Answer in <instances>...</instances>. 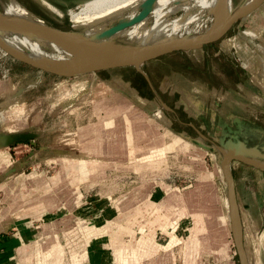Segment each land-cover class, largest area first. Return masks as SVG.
I'll return each instance as SVG.
<instances>
[{
	"label": "rangeland",
	"instance_id": "374dc122",
	"mask_svg": "<svg viewBox=\"0 0 264 264\" xmlns=\"http://www.w3.org/2000/svg\"><path fill=\"white\" fill-rule=\"evenodd\" d=\"M7 1L0 0L1 12L4 11ZM16 1L27 7L30 12L43 19L47 24L60 29L71 30L73 28L69 20V11L77 10L80 4L88 0H43L53 9L42 4V0ZM244 1L232 0L233 9H236L239 5L241 6ZM252 1L250 0L248 4ZM263 12L264 9L262 8L254 11L252 15L247 14L241 17L218 41L200 48L164 55L149 61L141 67L145 71H150L155 81L161 84L163 103L168 109L161 104L151 103V105L146 104L144 110H140L136 105L130 110H126V105H124L122 106L124 109L120 108L122 112L118 113L128 114V112H131L137 117L144 116L146 119L144 126L146 128L144 127L145 131L142 134L145 135V132L149 136H153L151 132L156 134L155 140L151 136L150 139H152L151 143L154 142L155 147L159 148H136L132 152L131 160H128V156H125L124 160L111 156L110 159L105 160L107 162H91V168L90 162H87L84 166V173L80 170L67 169L64 171L61 169L58 162L60 160L56 157L57 148L54 145V138L65 133H74L75 135L78 132L77 130L80 128L83 130L94 124V122H96V126H103L102 124L106 121L105 111H100V115H92L90 118L87 116L90 109H92V93L104 81L103 76L107 73L99 74L97 72L95 74L60 76L20 62L0 49L3 54H6L3 55L0 51V110H2L0 112V126L11 127L13 131L22 133L31 131L30 129L36 130L34 139L14 140L6 144L1 150V152L6 153L10 162L18 164L20 169L19 183L16 188H13L11 181L0 188V212L4 210L0 213V224L11 218L9 209L18 210V220L29 224L34 223L35 225L43 224L46 221L45 218L25 215L28 214L25 213L26 206L34 205L39 209L41 204L48 200L50 205L55 204L54 211L56 212L64 205L74 203V197L78 193L87 199L89 196L96 195L98 199L101 198L98 200L101 205L107 203L104 202L105 200H109L108 203L116 210H123L129 204H137L138 201H125L124 198L128 194L143 196L154 188H162L164 192H168V196L174 194L182 199L185 197L192 198L195 212L208 206L207 198L211 203L210 208L217 206L215 198L221 193L222 184L226 183L220 165L222 153L218 149V147H224L222 144L219 145L213 142L211 138H209V142L205 143L201 136H195L190 126L188 130H191H186L189 135L186 136L189 137L188 139L176 136L169 126V119L172 114L169 103L175 104L172 108L180 117L181 115L184 118L189 117L190 120L195 118L196 122H200V119L209 120L210 117L216 116L219 112L226 118L230 115L237 116V124L241 126L254 123L260 128L261 126L264 127V104L258 103L260 101L256 100L254 93L250 92L245 86L237 84L236 80L238 69H241L239 64L240 66H246L245 61H242L239 57L243 46L238 38L241 33H244L243 31L250 29L251 25H255L257 18L264 15ZM181 13L182 11H179L177 15ZM208 24H210L209 19L205 21L204 25ZM73 30L79 32L82 28L77 27ZM223 41L227 45L225 52L218 51L223 46ZM113 42L128 44L127 40L118 38L114 39ZM245 50L249 52V46ZM211 65L227 73L229 78L225 80L223 86L225 92H218L211 88V85L216 87L221 81L212 73ZM206 66L209 68L206 69ZM127 71V69H119L115 72L127 74L129 72ZM190 76L192 78H204L209 83L210 88H202L194 83L193 92H189V90L183 92L181 86L186 85L190 88L193 86L190 84V79H192ZM246 80L248 79L246 78ZM18 89H22L24 92L19 96H15L14 93ZM177 90L182 92L180 98H177L179 96ZM166 100L168 103L165 102ZM19 106L21 111H17ZM176 106L177 110H175ZM181 107L186 112H182ZM158 113L161 115L162 120L158 118ZM35 114H38L40 119L43 120L42 125L37 128L32 127L25 120V118ZM140 123H142L141 120ZM85 131L88 132L89 129L87 128ZM208 133H211L210 129H208ZM168 143L174 148L168 149ZM249 143H256V139L250 137ZM123 144L127 145L126 140L122 142ZM153 145L150 144L147 147ZM185 145H188V148H185ZM205 145L209 147L205 148ZM100 155L105 154L100 153ZM251 157L264 163V157ZM238 162L240 161L231 160L230 165L231 174L239 176L237 180L239 186L243 188L244 185L248 186L250 180L253 190L258 189L262 194L264 185L261 179L264 176V171L247 163ZM245 168H248V173L243 171ZM67 172L69 175H66ZM246 174L248 179L245 178ZM42 183L46 185L43 186ZM42 186L43 188L48 187L49 191L43 193ZM14 189L17 194L16 196L12 194L14 200L10 201V191L13 193ZM25 197L28 198V201L25 200ZM81 203V206L84 207L85 200L82 199ZM168 203V201H165L164 205ZM180 203H178V215H176L179 222H177L178 225L173 231L180 239L175 249V263L182 261L185 248L184 241L187 237L186 232L180 230L181 227L186 225L187 221L184 220L186 217H184V211H181ZM262 203L261 208H264V201ZM167 209L164 208L163 210ZM167 213L169 214V212ZM158 218L163 221V217H156L155 219L159 221ZM161 221L160 223H162ZM166 230L171 232L172 228L168 227ZM76 231L74 232L75 237L79 235ZM160 231L162 235L159 233L156 239L161 237L159 242L165 244L170 237L161 228ZM136 237H138V234ZM136 239L135 237L132 239V246L135 244ZM60 242L62 245L66 243L61 238ZM229 243L231 254L234 256L232 262L233 264H239L231 237ZM38 247L37 245L36 250H38ZM62 256L64 260L67 259L65 258L66 254H62Z\"/></svg>",
	"mask_w": 264,
	"mask_h": 264
},
{
	"label": "crops",
	"instance_id": "0c3cea01",
	"mask_svg": "<svg viewBox=\"0 0 264 264\" xmlns=\"http://www.w3.org/2000/svg\"><path fill=\"white\" fill-rule=\"evenodd\" d=\"M262 8L264 9V1L249 15ZM243 32L238 38L243 46L239 57L245 61L246 66L239 64L241 69L237 70V84L245 86L254 93L256 100L260 101L258 103L264 104V15L257 18L255 25H251L250 29ZM226 46V42L223 41V48L220 47L221 50L218 51L225 52ZM248 46L249 52L245 50ZM208 68L206 66V69ZM119 69H127L129 72L127 71V74L116 73L115 71ZM211 71L221 79L220 84L216 87L211 85V88L218 92H225L223 86L225 80L229 78L227 73L214 65H211ZM103 72L107 74L103 76L104 81L92 93V109L87 116L90 118L92 115L97 116L100 111H105L106 121L102 124L103 126H96L94 122L83 130L82 128L77 130L75 135L65 133L54 138V145L57 148L56 157L60 160L58 162L64 171L71 169L84 173V166L87 162H90L91 168V162H107L105 160L110 159L111 156H116L119 160H124L125 156H128V160H131L132 152L136 148H159L155 147L154 142V145L151 143V135H147L146 132L145 135L142 134L146 128L144 116L137 117L131 112L128 114L118 112H122L124 105H126V110H130L134 105L140 110H144L146 104L162 105L164 101L161 84L155 81L150 71H145V69L139 71L131 66L102 70L98 73ZM194 83L202 88L209 87V83L204 78L195 77L190 79V84L193 85L191 88L183 85L181 90L193 92ZM18 90L14 93L15 96L24 92L19 93ZM181 90H177L179 93L177 98H180ZM165 102L168 103L167 100ZM251 103L253 104L252 101ZM169 105L172 112L169 126L176 136L188 139L189 137L186 136L189 135L186 132L191 130H188L190 127L195 136H201L205 143L211 138L213 142L221 145L236 136L244 141L247 147L257 148L264 154L263 126L260 128L254 123L249 125L244 123L246 126H241L237 124V116L230 115L226 118L219 112L209 120L200 119V122H196L195 118L190 120L189 117L184 118L182 115L180 117L172 108L175 104L169 103ZM175 108L177 110V106ZM181 109L182 112H186L183 107ZM17 111H21L20 106ZM158 118L162 120L159 113ZM25 120L34 128L41 126L43 122L38 114L25 118ZM87 128L88 132L85 131ZM208 129L211 133H208ZM30 130L22 133L13 131L11 127L0 126V188L10 181L13 188H16L19 183L20 169L18 164L9 161L6 153L1 152L2 148L9 142L20 140L19 137L28 136L27 140L34 139L36 130ZM151 134L155 140L156 134L152 132ZM250 137L255 138L256 143L250 144ZM125 140L126 146L122 145ZM149 143L153 146L147 147ZM167 148L172 149L174 146L168 143ZM185 148H188V145H185ZM113 149L115 150L112 151ZM100 153L105 155H100ZM243 171L248 173V168ZM66 175H69L68 172ZM232 176L247 263L264 264V208H261L264 191L262 194L258 189L254 191L250 180L248 186L244 185L243 188L237 182L239 176L237 174ZM245 178L248 179L247 174ZM261 181L264 185V176ZM222 185L221 193L215 198L217 206L210 208L211 203L207 198L208 206L197 212L194 210L192 198L182 199L174 194L168 196V192H164L162 188H154L143 196L128 194L124 198L125 201L138 202L136 205L129 204L123 210H116L108 203L109 200H105L104 202L107 203L101 205L98 202L101 198L98 199L96 195L89 196L87 199L79 193L74 197V203H68L56 212L54 211L55 204L50 205L48 200L42 203L39 209L34 205L26 206L25 213L28 214L25 215L41 216L46 219L43 224L39 225L18 220V210L9 209L11 218L0 224V264H233L234 256L231 254L229 243L232 236L227 186L226 183ZM43 186V193L48 192L49 188H43ZM12 194L16 196L15 189L13 193L10 191V201L14 200ZM27 199L25 197L26 201ZM82 199L85 200L84 207L81 206ZM42 200L44 201V198ZM165 201L169 203L164 205ZM179 202H181V211H184V217H186L184 220H187L186 225L180 230L186 232L187 237L184 241L182 261L175 263V249L180 239L173 231L179 222L176 216ZM164 208L168 209L163 210ZM156 217H163V221L160 218L157 221ZM168 227L172 228L171 232H167ZM160 228L170 237L165 244L159 242L161 237L156 239L158 234H161ZM75 230L79 234L77 237L74 236ZM137 234L138 237H136ZM134 237L137 239L132 246L131 242ZM60 238L66 241L64 245L60 242ZM37 245L38 250H36ZM62 254H66L67 259L64 260Z\"/></svg>",
	"mask_w": 264,
	"mask_h": 264
},
{
	"label": "bare ground",
	"instance_id": "6f19581e",
	"mask_svg": "<svg viewBox=\"0 0 264 264\" xmlns=\"http://www.w3.org/2000/svg\"><path fill=\"white\" fill-rule=\"evenodd\" d=\"M249 1L245 0L241 6H247ZM41 3L53 9L43 0ZM77 8L69 11V20L73 29L82 28L81 31L75 32L84 38L105 44H111L118 38L145 45L179 34L208 32L216 28L231 13L233 2L232 0H88ZM4 11L15 20L42 23L40 17L16 0H8ZM179 11L182 13L177 15ZM208 19L210 24L204 25ZM2 39L3 44L10 51L65 76L76 73L89 62V59L91 60L79 50L37 37L8 33Z\"/></svg>",
	"mask_w": 264,
	"mask_h": 264
},
{
	"label": "water",
	"instance_id": "95a60500",
	"mask_svg": "<svg viewBox=\"0 0 264 264\" xmlns=\"http://www.w3.org/2000/svg\"><path fill=\"white\" fill-rule=\"evenodd\" d=\"M263 1L264 0H253L247 6L239 5L236 9H233L231 13L216 26V28L208 32L196 34L189 33L185 35L179 34L163 41L145 45H139L132 42H128V44L114 42L111 44H105L103 42H94L84 38L73 29H60L47 24L43 19L41 24L27 23L15 20L9 17L6 12L0 11V49L4 50L14 59L32 67L41 69L45 72L65 76V74L56 73L52 69L36 64L29 59L10 51L2 42V37L8 33L20 36L37 37L53 43L67 45L79 50L84 55L91 58V60L89 59V62L84 64L80 70L70 76L97 73L102 70L127 66L134 67L141 71V66L148 61L170 53L200 48L206 44L218 41L226 34L228 29L238 21V19L251 13ZM22 91V89L18 90L19 93ZM162 106L168 109L164 103H162ZM19 139L26 140L28 139V136L19 137ZM222 146L224 148L218 147V149L222 153L220 165L227 186L230 232L239 264H248L243 247L241 225L230 162L231 160H237L264 171V163L251 157L254 156L260 158L264 157V154L257 150V148L247 147L245 142L239 140L236 136L233 137V139H228L225 144H222Z\"/></svg>",
	"mask_w": 264,
	"mask_h": 264
},
{
	"label": "built area",
	"instance_id": "2783aa9c",
	"mask_svg": "<svg viewBox=\"0 0 264 264\" xmlns=\"http://www.w3.org/2000/svg\"><path fill=\"white\" fill-rule=\"evenodd\" d=\"M1 51V50H0ZM1 53L3 54V52L1 51ZM3 55H6V54H3ZM0 112H2V110H0Z\"/></svg>",
	"mask_w": 264,
	"mask_h": 264
}]
</instances>
